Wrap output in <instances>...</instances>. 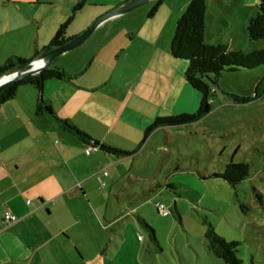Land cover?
Returning a JSON list of instances; mask_svg holds the SVG:
<instances>
[{
    "label": "rangeland",
    "instance_id": "obj_1",
    "mask_svg": "<svg viewBox=\"0 0 264 264\" xmlns=\"http://www.w3.org/2000/svg\"><path fill=\"white\" fill-rule=\"evenodd\" d=\"M128 1L39 0L21 7L13 24L29 35L38 30L35 20L42 19L43 27L56 20L66 22L83 3L68 29L69 37H77ZM157 1L102 22L83 45L54 61L72 80L45 83L47 92L49 85L97 88L95 98L103 101L102 108H92L78 115V120L93 139L104 138L127 151L139 146L143 131L154 120L183 113L168 108L169 103L158 105L132 93L143 69L173 73L171 41L190 0H164L151 17ZM259 3L207 0L205 43L245 53L264 49V40H250L247 30ZM23 55L26 60L35 57L34 53ZM209 77L215 83L204 79L212 89L210 113L198 122L155 130L137 158L117 164L120 173L108 167L99 170L114 174L103 189L110 194L108 215L121 219L113 227L110 220L103 221L111 228L113 243L109 253L99 248L91 253L97 256V264H226L210 231L238 244L242 264H264V66ZM45 84L44 96L48 95ZM234 96L253 100L240 104ZM231 161L249 166L250 175L236 187L215 177ZM150 187L156 188L145 193L143 189ZM160 203L172 212L169 217L158 213ZM140 218L154 230L157 244L151 242Z\"/></svg>",
    "mask_w": 264,
    "mask_h": 264
},
{
    "label": "crops",
    "instance_id": "obj_2",
    "mask_svg": "<svg viewBox=\"0 0 264 264\" xmlns=\"http://www.w3.org/2000/svg\"><path fill=\"white\" fill-rule=\"evenodd\" d=\"M37 1L0 0V65L16 55L25 60L27 56L23 54L38 55L65 23L56 20L50 27H43L40 19L35 20L36 32L31 31L29 35L19 32L13 24L15 15L21 7ZM72 15L71 24L75 19L73 11ZM208 28L206 18L205 34ZM183 62L170 55L173 73L143 69L132 93L158 105L169 103L168 108L172 106L174 112L196 113L201 94L188 83V64ZM65 79L72 80L69 76ZM48 88L47 92L45 84L48 95L44 96L31 86H22L15 98L0 109V264H97V256L91 253L97 248L101 253L110 252L113 236L109 226L117 225L121 219L108 215L110 194L103 189L108 187L107 178L111 181L114 174L103 178L107 185L102 187L99 170L108 167L120 173L117 164L127 158H137L141 149L133 156H114L103 151L87 155L86 149L96 142L120 149L104 138L93 139L87 126L78 120V115L102 108L103 101L95 98L97 88L74 89L63 84ZM40 96L51 106L55 117L48 113L36 115ZM56 117L76 126L92 141L82 142L67 132ZM137 148L120 150L133 152ZM152 187L143 190L149 193L156 188ZM7 212L17 216L18 221L4 223ZM107 219L111 222L109 226L103 223ZM140 221L144 220L140 218Z\"/></svg>",
    "mask_w": 264,
    "mask_h": 264
},
{
    "label": "trees",
    "instance_id": "obj_3",
    "mask_svg": "<svg viewBox=\"0 0 264 264\" xmlns=\"http://www.w3.org/2000/svg\"><path fill=\"white\" fill-rule=\"evenodd\" d=\"M164 0H158L157 5L153 8L150 16L152 17L163 4ZM83 3L73 9V14L81 10ZM206 11L207 0H191L184 13L177 20L174 36L171 41V55L177 61H186L188 69L186 72L187 81L190 86L201 94V102L198 110L194 114H181L177 116H169L165 118H157L144 132V137L139 144L137 150L133 152H124L120 149L112 148L104 144L96 142V145L90 147H98L99 151L114 156H133L147 142L151 134L164 127H175L187 125L198 121L206 114L210 113L211 86L204 79L210 80V75L219 78L223 72L251 71L260 66H264V49L245 53L237 50H230L224 45H209L204 41L206 28ZM73 15L64 24L60 25L49 45L43 48L39 53L54 49L68 41L73 37L68 36V28L73 20ZM249 39L253 41L264 40V0H260L258 12L254 18L249 20L248 25ZM27 60L16 57L9 59L0 65V78L10 73L18 65L26 63ZM68 74L60 67L53 64L50 68L43 70L41 74L20 80L0 92V109L2 106L15 98L17 92L22 86H31L39 93L48 80H63ZM264 84V80L262 81ZM260 86L257 92H259ZM264 91V88L262 92ZM258 95V94H257ZM237 103L246 104L253 99L234 96ZM259 97L256 96L255 100ZM48 113L54 115L50 105L40 96L36 105V115ZM55 117V115H54ZM62 127L69 133L75 135L84 143H89L92 139L76 126L70 124L66 120L56 117ZM250 175L249 166L245 163L229 162L223 174H215L216 178H221L233 187L242 183ZM260 195V194H259ZM258 195V197H259ZM260 199V198H259ZM172 213V212H171ZM178 218L181 216L177 213ZM141 223L150 231L152 241L157 244L154 230L144 221ZM210 235L219 251V257L226 264H242L237 256L236 242H227L224 238L218 236L215 232L210 231Z\"/></svg>",
    "mask_w": 264,
    "mask_h": 264
},
{
    "label": "water",
    "instance_id": "obj_4",
    "mask_svg": "<svg viewBox=\"0 0 264 264\" xmlns=\"http://www.w3.org/2000/svg\"><path fill=\"white\" fill-rule=\"evenodd\" d=\"M150 1L151 0H130L120 5L118 8L111 10L110 12H108L106 15L99 18L98 20H96L81 35L72 38L70 41L54 49L39 53L33 59L27 60L26 63L18 65L10 73L0 78V92H2L5 88H7L8 86L20 80H23V79H26V78H29L35 75L39 76L43 70L50 68L53 62L56 59H58L60 56L70 51H73L76 48L83 45L93 35L97 27L105 20L121 15V14L129 13L147 4ZM35 64H38V65H35ZM43 88L44 86L42 87L41 93L43 92ZM52 116L54 117V115Z\"/></svg>",
    "mask_w": 264,
    "mask_h": 264
},
{
    "label": "built area",
    "instance_id": "obj_5",
    "mask_svg": "<svg viewBox=\"0 0 264 264\" xmlns=\"http://www.w3.org/2000/svg\"><path fill=\"white\" fill-rule=\"evenodd\" d=\"M98 151H99L98 147H95V146L94 147H89V148L86 149V154L90 155L91 153L98 152ZM107 176H108L107 171H103L102 172V177L99 178V182H100V185L102 187H106V185H107L106 182L103 180V178L107 177ZM28 204H30V201H28ZM157 210H158L159 214H161L164 217H167V216H169L171 214V211L169 209H167L166 206L161 204V203L157 204ZM16 221H18V217L17 216L11 214L10 212H7L5 214L4 223L9 224V223H14Z\"/></svg>",
    "mask_w": 264,
    "mask_h": 264
},
{
    "label": "bare ground",
    "instance_id": "obj_6",
    "mask_svg": "<svg viewBox=\"0 0 264 264\" xmlns=\"http://www.w3.org/2000/svg\"><path fill=\"white\" fill-rule=\"evenodd\" d=\"M35 65H38V64H35Z\"/></svg>",
    "mask_w": 264,
    "mask_h": 264
}]
</instances>
